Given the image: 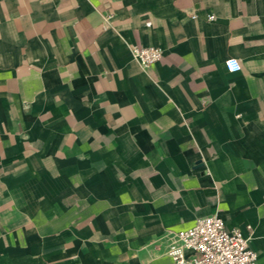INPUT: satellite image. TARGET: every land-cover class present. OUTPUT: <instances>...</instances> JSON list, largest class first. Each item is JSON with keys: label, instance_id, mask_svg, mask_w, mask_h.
Segmentation results:
<instances>
[{"label": "crops", "instance_id": "crops-1", "mask_svg": "<svg viewBox=\"0 0 264 264\" xmlns=\"http://www.w3.org/2000/svg\"><path fill=\"white\" fill-rule=\"evenodd\" d=\"M213 213L264 264V0H0V264H176Z\"/></svg>", "mask_w": 264, "mask_h": 264}, {"label": "built area", "instance_id": "built-area-1", "mask_svg": "<svg viewBox=\"0 0 264 264\" xmlns=\"http://www.w3.org/2000/svg\"><path fill=\"white\" fill-rule=\"evenodd\" d=\"M130 53L144 69L161 58L162 49L130 45ZM225 66L228 71L241 67L235 57L227 58ZM249 238L239 228L226 229L220 215L213 213L198 218L191 227L171 231L166 253L176 264H257L258 252L250 247Z\"/></svg>", "mask_w": 264, "mask_h": 264}]
</instances>
